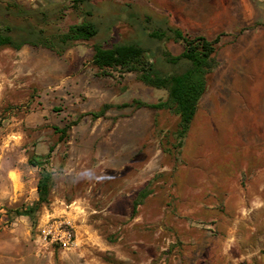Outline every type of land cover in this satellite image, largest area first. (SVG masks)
<instances>
[{"label": "rangeland", "instance_id": "374dc122", "mask_svg": "<svg viewBox=\"0 0 264 264\" xmlns=\"http://www.w3.org/2000/svg\"><path fill=\"white\" fill-rule=\"evenodd\" d=\"M16 1L53 13L50 31L92 19L100 34L62 56L0 50V229L29 230L23 245L5 248L7 264H264V0H89L80 10L70 0ZM157 22L222 34L184 137L166 108L120 107L164 101L167 90L92 63L96 42L179 54L183 43L148 36ZM104 104L112 107L94 119ZM82 114L61 141L56 129ZM32 156L53 175L36 225L16 214L38 199ZM55 219L72 224L74 246L43 243L39 225Z\"/></svg>", "mask_w": 264, "mask_h": 264}, {"label": "trees", "instance_id": "16d2710c", "mask_svg": "<svg viewBox=\"0 0 264 264\" xmlns=\"http://www.w3.org/2000/svg\"><path fill=\"white\" fill-rule=\"evenodd\" d=\"M70 1L74 10H80L89 0ZM86 13L92 14L89 10ZM52 16H54L53 13L42 8L26 6L16 0L6 1L0 5V50L10 47L18 51L29 45L48 49L62 56L76 42L90 41L100 34L99 25L92 19L71 24L64 31H50L48 26ZM58 19L60 18L56 20ZM153 25V30L148 34L153 42H181L183 50L179 54H173L158 44L152 54L149 48L140 42L115 43L108 47L101 42H96L93 45L92 63L103 75L114 70L121 73L134 72L142 83L167 90L168 96L164 101L147 103L135 99L132 103L121 104L120 107L166 108L179 116L177 135L184 137L196 116L200 100L208 88L209 76L218 65L215 54L222 34L210 39L203 35L187 34L182 29L163 22ZM158 52L161 53V58L157 57ZM162 64H165L168 69L161 66ZM111 107L109 104H104L98 111L89 114L94 119H98L104 117ZM82 116L84 114L62 129H56L60 133L61 141ZM29 163L41 169L37 183L38 199L21 210H16V214L29 217L36 225L38 211L50 201L53 175L44 166L46 163L39 158L32 156ZM142 193L134 201L133 216L137 213L138 205L141 204L144 196Z\"/></svg>", "mask_w": 264, "mask_h": 264}, {"label": "built area", "instance_id": "2783aa9c", "mask_svg": "<svg viewBox=\"0 0 264 264\" xmlns=\"http://www.w3.org/2000/svg\"><path fill=\"white\" fill-rule=\"evenodd\" d=\"M40 238L44 244H56L64 248H70L76 243V234L72 224L66 220L48 221L45 225H39Z\"/></svg>", "mask_w": 264, "mask_h": 264}, {"label": "crops", "instance_id": "0c3cea01", "mask_svg": "<svg viewBox=\"0 0 264 264\" xmlns=\"http://www.w3.org/2000/svg\"><path fill=\"white\" fill-rule=\"evenodd\" d=\"M29 230L27 225H20L17 228L4 230L0 229V264H7L12 257L5 253L6 247L18 246V242L21 245L28 239ZM9 258V259H8Z\"/></svg>", "mask_w": 264, "mask_h": 264}, {"label": "bare ground", "instance_id": "6f19581e", "mask_svg": "<svg viewBox=\"0 0 264 264\" xmlns=\"http://www.w3.org/2000/svg\"><path fill=\"white\" fill-rule=\"evenodd\" d=\"M264 86V84H260L259 85V89L261 88V87H263ZM256 89V88H255ZM259 89L257 90V91H259ZM257 94L258 93H256V94H252L253 96H252V99L254 100L256 97H257ZM245 112V111H244ZM252 113H253V111H252ZM254 114H257L258 115V113H256V112H254ZM254 114L251 116V121H252V119H254ZM248 115V114H247ZM251 115V114H250ZM249 118V117H248ZM247 119V118H246ZM250 120V118L249 119H247L246 121H249ZM250 121V122H251ZM255 121H256V117H255V119L253 120V122L255 123ZM247 126H248V124L247 123H245ZM255 125H256V123H255ZM235 126V125H234ZM239 126V125H238ZM237 126V127H238ZM240 126H243V123H242V125H240ZM248 129V128H247Z\"/></svg>", "mask_w": 264, "mask_h": 264}]
</instances>
